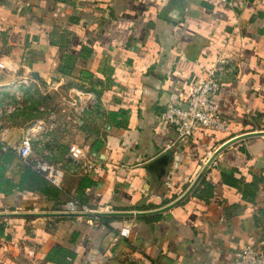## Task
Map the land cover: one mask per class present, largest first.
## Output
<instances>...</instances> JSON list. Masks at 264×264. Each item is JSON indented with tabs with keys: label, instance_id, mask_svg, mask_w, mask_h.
Listing matches in <instances>:
<instances>
[{
	"label": "crops",
	"instance_id": "crops-1",
	"mask_svg": "<svg viewBox=\"0 0 264 264\" xmlns=\"http://www.w3.org/2000/svg\"><path fill=\"white\" fill-rule=\"evenodd\" d=\"M220 57L214 101L230 130L180 138L160 113ZM0 59V264H233L238 248L264 250V135L226 148L163 213L42 215L71 199L94 212L161 209L222 144L264 132V0H0ZM35 124L23 160L16 148ZM73 144L85 160L71 159ZM43 154L64 168L61 187L34 168Z\"/></svg>",
	"mask_w": 264,
	"mask_h": 264
},
{
	"label": "built area",
	"instance_id": "built-area-1",
	"mask_svg": "<svg viewBox=\"0 0 264 264\" xmlns=\"http://www.w3.org/2000/svg\"><path fill=\"white\" fill-rule=\"evenodd\" d=\"M229 59L220 57L216 65L206 71V76L192 88L189 98L182 105L168 104L160 113V120L173 127L180 138L192 137L196 130L212 132H228L230 123L221 117L218 105L214 97L221 87V80ZM8 68L0 59V69ZM13 91L12 85L5 87ZM4 88L0 87V96ZM17 89V88H14ZM14 95L19 98L20 90ZM40 129L36 124L28 128L23 136L20 145L16 148L17 153L23 160L33 155V130ZM71 159L75 161L85 160L87 152L78 144H73L69 149ZM50 154H43L34 160V168L44 173L46 179L53 185L61 187L65 179V170L60 164L50 162L46 157ZM64 213L82 214L94 212L90 207L81 204L76 199H71L62 208ZM132 226H123L119 235L122 238L130 236ZM233 264H264V250L248 244L234 251Z\"/></svg>",
	"mask_w": 264,
	"mask_h": 264
},
{
	"label": "water",
	"instance_id": "water-1",
	"mask_svg": "<svg viewBox=\"0 0 264 264\" xmlns=\"http://www.w3.org/2000/svg\"><path fill=\"white\" fill-rule=\"evenodd\" d=\"M264 135V132H251L248 134H243L241 136L232 138L230 140H228L227 142H225L224 144H222L219 148H217V150H215V152L209 157V159L207 160L206 164L203 166V168L201 169V171L199 172V174L197 175V177L195 178V180L193 181V183L190 185V187L186 190V192L179 197L176 201H174L173 203L169 204L168 206H165L161 209L158 210H154V211H150V212H89V213H82V214H73V213H42V215H46V216H52V215H81V216H92V217H100V216H133V215H145V214H157V213H163L169 209H172L173 207L177 206L178 204H180L182 201H184L196 188V186L198 185V183L200 182V180L202 179V177L204 176V174L207 172L208 168L212 165V163L215 161L216 157L221 154L226 148H228L229 146H231L232 144L243 140V139H247L250 137H255V136H261ZM167 158H168V154H163L162 156H160L157 160H155L151 165H155V164H166L167 162ZM41 213H23L22 215H40ZM3 214H0V216H2ZM7 215H14V214H7Z\"/></svg>",
	"mask_w": 264,
	"mask_h": 264
},
{
	"label": "rangeland",
	"instance_id": "rangeland-1",
	"mask_svg": "<svg viewBox=\"0 0 264 264\" xmlns=\"http://www.w3.org/2000/svg\"><path fill=\"white\" fill-rule=\"evenodd\" d=\"M15 97H16V96H15ZM22 97H23V95H22V96H20V98H17V97H16V99H17L18 101H21V100H23V98H22Z\"/></svg>",
	"mask_w": 264,
	"mask_h": 264
},
{
	"label": "trees",
	"instance_id": "trees-1",
	"mask_svg": "<svg viewBox=\"0 0 264 264\" xmlns=\"http://www.w3.org/2000/svg\"><path fill=\"white\" fill-rule=\"evenodd\" d=\"M3 229H2V226H0V233L1 234H3V231H2Z\"/></svg>",
	"mask_w": 264,
	"mask_h": 264
}]
</instances>
